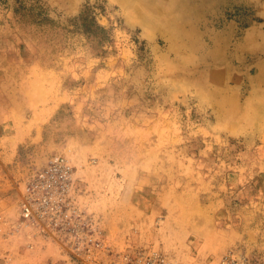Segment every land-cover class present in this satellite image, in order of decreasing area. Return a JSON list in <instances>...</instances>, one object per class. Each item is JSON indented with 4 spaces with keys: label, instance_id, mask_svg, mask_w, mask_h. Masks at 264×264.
Segmentation results:
<instances>
[{
    "label": "rangeland",
    "instance_id": "rangeland-1",
    "mask_svg": "<svg viewBox=\"0 0 264 264\" xmlns=\"http://www.w3.org/2000/svg\"><path fill=\"white\" fill-rule=\"evenodd\" d=\"M196 2L0 0V264L264 263V13L210 0L194 41ZM58 156L71 211L39 230Z\"/></svg>",
    "mask_w": 264,
    "mask_h": 264
},
{
    "label": "built area",
    "instance_id": "built-area-1",
    "mask_svg": "<svg viewBox=\"0 0 264 264\" xmlns=\"http://www.w3.org/2000/svg\"><path fill=\"white\" fill-rule=\"evenodd\" d=\"M73 176L71 164L61 156L55 157L40 170L26 187V194L21 203L24 223L39 230L40 227L42 230H52L56 227L55 224L60 226L71 211L68 206L74 188ZM216 264L264 263L258 262L244 252L231 251Z\"/></svg>",
    "mask_w": 264,
    "mask_h": 264
},
{
    "label": "bare ground",
    "instance_id": "bare-ground-1",
    "mask_svg": "<svg viewBox=\"0 0 264 264\" xmlns=\"http://www.w3.org/2000/svg\"><path fill=\"white\" fill-rule=\"evenodd\" d=\"M209 1L210 0H198V2H196L195 5L191 6L192 8H189L188 10V13H187L188 18H187V21H184V24L187 23L193 26L191 31L188 34L191 40L197 41V38H195V35H196L195 26H196L197 20L200 18L199 13L197 12H199L200 9H203L199 7H202L203 5H208ZM254 1H256L260 5L261 7L260 10L264 13V0H261V1L254 0ZM166 2L168 3L169 0H166ZM202 13H204V11ZM263 39H264V31L259 29L258 27L252 28V30L246 34L243 44L244 46H253V45H257L258 43H260V41ZM260 76L262 79H264V70L261 72Z\"/></svg>",
    "mask_w": 264,
    "mask_h": 264
},
{
    "label": "trees",
    "instance_id": "trees-1",
    "mask_svg": "<svg viewBox=\"0 0 264 264\" xmlns=\"http://www.w3.org/2000/svg\"><path fill=\"white\" fill-rule=\"evenodd\" d=\"M103 30V29H102ZM103 32H105L104 30H103ZM96 33V35H98L99 36V34H98V32H95Z\"/></svg>",
    "mask_w": 264,
    "mask_h": 264
}]
</instances>
